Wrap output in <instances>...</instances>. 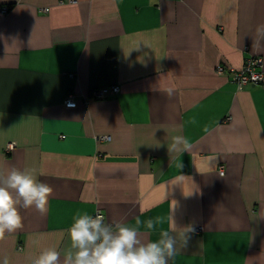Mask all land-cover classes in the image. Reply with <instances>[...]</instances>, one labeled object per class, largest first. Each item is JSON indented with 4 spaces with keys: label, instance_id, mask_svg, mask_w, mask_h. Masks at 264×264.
<instances>
[{
    "label": "crops",
    "instance_id": "0c3cea01",
    "mask_svg": "<svg viewBox=\"0 0 264 264\" xmlns=\"http://www.w3.org/2000/svg\"><path fill=\"white\" fill-rule=\"evenodd\" d=\"M258 25L264 0H0V168L52 188L43 210L20 209L0 264L63 255L85 212L162 217L151 240L170 215L202 229L169 264H264V82L238 91L216 72L259 57L264 73ZM178 135L183 153L169 150Z\"/></svg>",
    "mask_w": 264,
    "mask_h": 264
},
{
    "label": "clouds",
    "instance_id": "9594fccd",
    "mask_svg": "<svg viewBox=\"0 0 264 264\" xmlns=\"http://www.w3.org/2000/svg\"><path fill=\"white\" fill-rule=\"evenodd\" d=\"M257 31L264 34V25H258ZM190 147L188 138L178 135L172 138L169 150L183 153ZM51 192L47 183L37 179L35 170L15 166L0 168V240L6 233L23 228L21 208L43 210ZM170 221V228H161L159 238L151 240L148 235L164 223L162 217L137 220L134 227L121 221L106 222L99 213L77 214L67 230L70 246L63 255L55 248H48L32 258L30 264H169L189 247V233L195 230L192 226L178 228L171 215ZM141 223L147 232L140 230ZM3 264H9L7 257Z\"/></svg>",
    "mask_w": 264,
    "mask_h": 264
},
{
    "label": "built area",
    "instance_id": "2783aa9c",
    "mask_svg": "<svg viewBox=\"0 0 264 264\" xmlns=\"http://www.w3.org/2000/svg\"><path fill=\"white\" fill-rule=\"evenodd\" d=\"M7 9H2V15L6 14ZM262 61L259 57H250L247 58L243 64V67L240 70H226L225 68L219 66L216 69L218 74H227L231 82L236 86L238 91H241L250 86H258L264 82V73L261 71ZM119 93V88L117 86H111L107 88H102L94 90L90 93V98L94 101L105 100L108 97L115 96ZM77 100L74 95H67L64 101V107L67 109H75L77 106ZM85 105V101H83ZM102 140H107L105 137ZM13 145H8L7 150H12ZM219 174L224 175V168H219ZM101 214L100 212H96ZM95 213V214H96ZM94 214V215H95ZM102 215V214H101ZM202 229L197 228L194 231L200 232Z\"/></svg>",
    "mask_w": 264,
    "mask_h": 264
}]
</instances>
